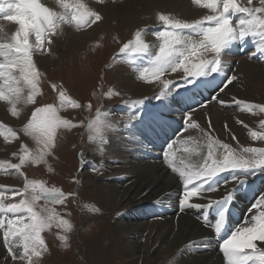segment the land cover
<instances>
[{
  "label": "bare ground",
  "instance_id": "bare-ground-1",
  "mask_svg": "<svg viewBox=\"0 0 264 264\" xmlns=\"http://www.w3.org/2000/svg\"><path fill=\"white\" fill-rule=\"evenodd\" d=\"M33 1L0 0V121L2 124L13 123L6 116L8 110L23 109V84H20L16 73H19L18 68L23 66L20 62L24 60V56L20 52L21 47L12 41L11 36L18 25H23V21L27 24L30 22L28 20L30 14H25L26 7L23 5L33 6ZM36 1L42 3V6H50L51 10L53 8L52 12H59L60 15L64 8L70 6L69 3L75 8L77 5H86L89 2V0ZM116 2L117 0L109 5L101 2L100 4L104 6H100L99 11L101 10L104 15L113 13L123 24L136 23L140 26L138 36L143 41H138L141 44L140 49L147 47L157 51L158 49H155L157 46L161 50L169 49L171 45L180 46L184 52L179 51L174 57L171 56L168 61L169 66L166 63V68L173 69L172 72L175 75L177 73L178 76L183 69L191 74L188 73V79L185 78L181 82L183 90L180 91L178 90L180 81L177 80L169 87L165 81L166 88L162 87L160 92L157 90L161 97L163 96V102H157L158 104L153 106L156 103L152 105L151 102L155 96L148 98V95L157 84H150L151 82L143 84L142 81L136 80L134 73L127 66L118 64L115 67L113 79L117 88L119 91H127L133 97L131 100L133 103L128 104L127 107L124 101L109 108L107 117L111 146L108 147V153L99 156L93 150L87 149L88 158L81 173L85 180L84 186L87 185L86 190H83L86 191L84 194L88 196L90 202L99 205L107 213L106 222L109 227L105 232L110 233L107 234L110 235L108 241L111 239V243L114 241L115 244L106 252L107 254L105 253L102 262L104 264L117 262L120 264H140V262L142 264L145 262L147 264H257L255 257L264 250V214H261L264 211V168L259 169L258 177H252L246 175L253 171L252 166L237 164L229 167L228 164H235L232 158L234 155L231 154L234 144L230 146L232 143L230 141L237 140L243 145L253 138V141L259 140L258 136L248 132L244 125L250 124L262 111L254 108L264 105V28L260 27L258 21L254 22L256 24L252 29L244 31L247 27L251 28L249 22L245 24L244 20L253 21L255 15H259L264 22V0H119ZM228 10L231 12L237 10V13L242 12L244 16L237 15L231 22L224 16V12ZM134 14H137L136 19ZM24 15L27 18L24 19ZM108 18L109 16L106 19ZM160 18L165 22L164 24L177 29L174 35L180 39L176 43L170 44L165 34L160 33L161 37L152 35V29L155 33L160 30L161 24L155 22ZM207 21L208 25H205L207 28L211 27L213 34L218 35L216 39L220 43L230 24L234 23L235 27L240 26L235 28L240 34L239 37H236L234 32L231 40L223 42L234 48H228L225 56L221 55L225 59V61L222 59L224 66H217L214 63L219 54L212 51L215 50L213 47H209L211 43L207 47H204L206 42L193 45L195 44L192 40L193 36L200 35L204 31L211 33L209 29H203L205 26H201ZM217 21L219 22L216 23ZM57 23L56 21V25L54 24L53 34L56 36L52 38L48 48L49 55L41 57L35 51L34 56L32 55L39 66L50 64L51 58H58L60 48L71 49L77 45L75 43L83 41L88 35L85 30L76 33L69 28L59 27ZM146 28L150 29L146 30ZM257 37L259 39L253 41ZM250 45H254L257 52L249 53L247 48L242 56L237 54ZM14 55L18 56L15 58ZM153 60L147 58L146 64L141 66L152 67ZM180 62L183 64L181 68H177ZM210 75L215 77L214 83L209 81ZM198 86L205 88V96ZM210 97L214 98L210 99ZM23 117L18 116L19 119ZM134 120H137L136 123ZM146 123H150L149 127L144 126ZM140 125L143 129H140ZM156 125L162 130L155 134ZM183 127L185 129H182ZM160 132L163 133L162 136L158 135ZM175 142H179L180 148L172 146ZM1 146L0 144V159H3L5 151H2ZM145 152L148 155H145ZM206 156L210 157V161L208 165L203 166ZM227 170L230 171L223 176L213 178L210 184L204 186V182L214 174ZM238 180L242 185L237 186L233 190L234 193L230 194L229 190L237 185ZM239 190L242 191V210L239 212L242 218L235 217V195L240 196ZM14 213L15 211L12 210V214ZM1 220L4 219L0 218ZM97 237L94 236L95 241ZM104 241L103 236L96 245ZM45 242L43 246H46ZM18 250L17 248L16 251ZM50 250L52 249L48 251ZM0 254H2L1 245Z\"/></svg>",
  "mask_w": 264,
  "mask_h": 264
},
{
  "label": "rangeland",
  "instance_id": "rangeland-1",
  "mask_svg": "<svg viewBox=\"0 0 264 264\" xmlns=\"http://www.w3.org/2000/svg\"><path fill=\"white\" fill-rule=\"evenodd\" d=\"M33 2V6L23 5L26 7L25 14H30L28 19L30 22L27 24L22 20L23 25L15 27L14 34L16 36L14 34L11 36L12 41L21 47L20 52L24 56V60L20 62L23 66H20L19 73H16L20 84H23V109L17 111L11 109L6 112L7 118L13 123L2 124L0 121V144L3 148L2 151H5L3 159H0V207L7 206V208L20 211V215L17 214L11 221L0 222V245L2 247L0 264H104L105 253L115 244L114 241L111 243V239L108 241L110 235L107 234L110 233L105 232L109 227L106 222L107 213L99 205L90 202L88 196L84 194L86 191L83 190H86L87 185L84 186L85 180L81 173L85 160L88 158L87 149L93 150L99 156L108 153V147L111 146L107 117L109 108L124 101L127 107L128 104L133 103L131 101L133 97L127 91L118 90L113 79L115 67L118 64L127 66L134 73L136 80L142 81L143 84L148 82L157 84L148 95V98L155 96L151 102L152 105L156 103L153 106L163 102V96L161 97L159 94L160 89L166 88L168 84L169 87L178 80L180 81L178 90H183L181 82L185 78L187 80L191 73L183 69V72L181 71L178 76L177 73L175 75L172 72L173 69L166 68L171 56L174 57L179 51H181L180 53L184 52L180 46L173 47L171 45L169 49L164 50L157 46L155 49H158V52L152 48L147 49V47L140 49L141 44L138 41L143 42L138 36L140 26L136 23L123 24L121 19L113 13L104 15L101 10L99 11L100 6L109 5L115 0H89L86 5H77L76 10L62 7L64 9L61 15L59 12H52L53 8L51 10L50 6L44 5V7L42 3H37L35 0ZM100 3H104V5ZM12 4L17 5L16 3ZM95 4L99 7L98 9L94 8ZM69 5L73 7V4L69 3ZM53 14L55 16H52ZM135 15L137 14H134L136 19ZM237 15L244 16L242 12L237 13V10H233L231 16L225 17L234 21ZM108 16L112 17L106 19ZM25 17L26 15L23 16L24 19ZM56 21L59 27L69 28L70 31L76 33L85 30L88 35L83 41L75 43L77 44L76 48L62 47L59 49L57 60L51 58L50 64L44 67L39 66L33 57L34 53L36 52L41 57L49 55L48 48L52 38L56 36L53 34ZM258 21H260V27L264 28L261 17L255 15L253 21L244 20L245 24L249 22L251 25V28L247 27L244 31L252 29L256 24L254 22ZM155 22L161 26L158 33L151 30L154 37H161L165 34L164 36H167L170 44L176 43L180 39L174 35L177 29L164 24L165 22L161 18L156 19ZM206 25H208V21ZM206 25L202 26H205L203 29L207 30ZM149 29L146 28V30ZM181 29L183 28L181 27ZM207 32L204 31L200 35L193 36L192 40L193 43L195 41V44H192L206 42L204 47H207L211 43L209 47H213L215 50L212 51L219 54L214 63L217 66H224L225 51L230 47L225 43L218 42L217 34ZM256 39L259 38H254L253 41ZM208 41L209 43H207ZM248 47L249 53L257 52L254 45ZM149 49L155 53L148 51ZM239 54L242 56L241 52ZM152 55L154 56L152 57ZM16 56L18 55H14L15 58ZM150 57L152 60L156 58L153 60L154 66L144 65V68L145 66L148 69L151 68L150 70L144 69L142 64H146L145 61L147 58L151 59ZM156 63L158 66L155 65ZM181 64L183 63H178L176 67L181 68ZM161 65L164 67L162 68ZM18 69L15 68L17 71ZM160 75H166V78ZM169 79L174 80L171 82ZM126 98H129L128 102ZM258 109L262 110L260 114L253 118V122L245 124L244 127L251 134L257 135L259 140L253 141V138L252 141L245 142L243 145L237 140L230 141V143L232 142L230 146L234 144L231 154L234 155L232 158L235 164H228V166L237 164L252 166L253 171L246 174L252 177H258L259 169L264 168V105L254 108V110ZM20 115L24 117L19 119ZM136 121L134 120V123ZM149 125L150 123H146L144 126L149 127ZM140 127L143 129L141 125ZM161 130L162 128L156 125L154 133ZM172 146L180 148L179 142L173 143ZM148 151L151 150L148 149ZM145 155L148 154L145 152ZM208 157L206 156L204 159L203 166L208 165L210 161V157ZM131 159L133 160V158ZM49 167H52L53 171ZM228 171L230 170L214 174L212 178L204 182V186L210 184L213 178L223 176ZM236 184L229 190L230 194L234 193L233 190L237 186L242 185L240 180ZM239 193V197L235 195V217L242 218L239 214L242 210V191L239 190ZM263 212L261 214H264ZM94 236H98L96 241ZM103 236L106 242L96 245ZM43 241L46 246H43ZM17 248L18 251H16ZM47 248L52 250L48 251ZM49 252L51 253L48 254ZM255 261L257 264H264V250L255 257ZM140 264L142 263L140 262Z\"/></svg>",
  "mask_w": 264,
  "mask_h": 264
}]
</instances>
